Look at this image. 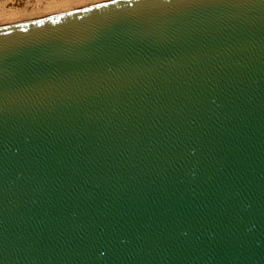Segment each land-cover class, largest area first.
<instances>
[{"label": "water", "instance_id": "obj_1", "mask_svg": "<svg viewBox=\"0 0 264 264\" xmlns=\"http://www.w3.org/2000/svg\"><path fill=\"white\" fill-rule=\"evenodd\" d=\"M0 264H264V0L0 27Z\"/></svg>", "mask_w": 264, "mask_h": 264}, {"label": "bare ground", "instance_id": "obj_2", "mask_svg": "<svg viewBox=\"0 0 264 264\" xmlns=\"http://www.w3.org/2000/svg\"><path fill=\"white\" fill-rule=\"evenodd\" d=\"M105 1L108 0H0V27L5 26L7 23H27L30 21L29 19H33L30 17L34 15L41 17V15L52 11H55L56 13V11H61V9L66 8L69 5L89 7V5H94L100 2L103 3ZM42 2L44 5H41ZM47 2L53 6L51 9L43 8V6L47 5Z\"/></svg>", "mask_w": 264, "mask_h": 264}, {"label": "crops", "instance_id": "obj_3", "mask_svg": "<svg viewBox=\"0 0 264 264\" xmlns=\"http://www.w3.org/2000/svg\"><path fill=\"white\" fill-rule=\"evenodd\" d=\"M47 5H45V6H43V8L44 9H51L53 6L51 5V4H49V2H47L46 3ZM41 5H44V3L42 2L41 3ZM51 5V6H50ZM89 6H91V5H89ZM73 7V8H72ZM76 7V8H75ZM80 7H85V6H71V5H69L68 7H66V8H63V9H61V11L60 12H63V10L65 11V10H67V9H70V10H72V9H77V8H80ZM59 11H56V13H55V11H52V12H49V13H46V14H44V15H41V17L40 18H42V17H45V16H49V15H52V14H58V13H60Z\"/></svg>", "mask_w": 264, "mask_h": 264}, {"label": "rangeland", "instance_id": "obj_4", "mask_svg": "<svg viewBox=\"0 0 264 264\" xmlns=\"http://www.w3.org/2000/svg\"><path fill=\"white\" fill-rule=\"evenodd\" d=\"M77 9H78V8H77ZM69 10H70V9H67L66 11H69ZM72 10H74V9H72ZM72 10H70V11H72ZM66 11H63V12H66ZM54 14H55V13H54ZM39 17H40V16H39ZM39 17H38V15H34V16L30 17V18L36 19V18H39ZM29 20H32V19H29ZM19 23H20V22H19ZM21 23H22V22H21ZM12 24H13V25H14V24H18V22H16V23L14 22V23H11V24L7 23L6 25H12ZM6 25H5V26H6Z\"/></svg>", "mask_w": 264, "mask_h": 264}]
</instances>
